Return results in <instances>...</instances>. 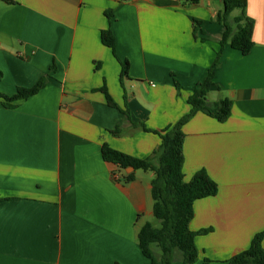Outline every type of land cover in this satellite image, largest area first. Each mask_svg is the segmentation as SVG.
<instances>
[{"label":"crops","instance_id":"0c3cea01","mask_svg":"<svg viewBox=\"0 0 264 264\" xmlns=\"http://www.w3.org/2000/svg\"><path fill=\"white\" fill-rule=\"evenodd\" d=\"M236 10L225 16L224 0H0V93L45 79L12 108L0 98V264H152L138 233L154 218V173L121 170L102 146L158 164L156 132L190 114L213 65L207 99H229L230 115L197 112L182 128L185 181L205 170L218 187L194 203L190 229L208 232L193 264L249 248L264 230V0H247V55L220 45Z\"/></svg>","mask_w":264,"mask_h":264},{"label":"trees","instance_id":"16d2710c","mask_svg":"<svg viewBox=\"0 0 264 264\" xmlns=\"http://www.w3.org/2000/svg\"><path fill=\"white\" fill-rule=\"evenodd\" d=\"M189 1L198 2V0ZM224 4L225 16H228L235 9L239 10L240 14L235 18V29H232L227 23L224 24L225 30L220 45L230 44L233 49L247 55L254 46L252 40L254 21L245 13L247 0H224ZM223 16H219V22H222ZM101 41L115 54V38L110 30L101 31ZM214 67L215 65L209 70L207 78L195 86L188 97L187 103L192 107L190 114L175 125L156 132L164 144V152L158 164L131 157L106 144L102 146L103 159L108 163L116 164L121 170L126 171L133 168V170L154 173L152 181L153 214L158 220L159 226L146 223L138 233V242L142 254L149 258L152 264H173L175 251L182 255V264L195 263L199 257L195 238L208 232L207 230L194 232L189 225L194 215V203L197 200L215 196L218 187L205 170L198 171L191 181H185L183 173V141L185 135L182 128L185 122L197 112H202L220 122L225 121L230 115L232 103L229 99H222L214 103H210L207 99L212 85ZM127 74L128 63L121 62V77L127 76ZM2 77L3 73L0 71V80ZM174 83L180 89L176 80ZM44 86L45 79H41L32 88H18L12 96L0 93V98L5 100V107L12 108L13 102L37 94ZM107 98L110 106H117L109 96ZM124 177L127 182H130L134 179V173L125 172ZM263 238L264 230L253 237L248 249L230 259L215 262L205 258L202 264H264Z\"/></svg>","mask_w":264,"mask_h":264},{"label":"rangeland","instance_id":"374dc122","mask_svg":"<svg viewBox=\"0 0 264 264\" xmlns=\"http://www.w3.org/2000/svg\"><path fill=\"white\" fill-rule=\"evenodd\" d=\"M236 13H239V12L236 10L235 13H233V15H236ZM152 224L155 226H159V222L155 217L152 220Z\"/></svg>","mask_w":264,"mask_h":264},{"label":"water","instance_id":"95a60500","mask_svg":"<svg viewBox=\"0 0 264 264\" xmlns=\"http://www.w3.org/2000/svg\"><path fill=\"white\" fill-rule=\"evenodd\" d=\"M130 169H133V168H130Z\"/></svg>","mask_w":264,"mask_h":264}]
</instances>
